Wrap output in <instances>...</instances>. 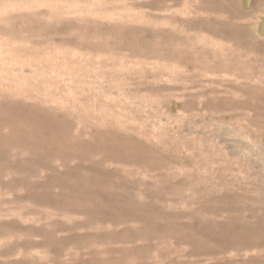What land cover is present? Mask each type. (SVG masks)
<instances>
[{"label": "rangeland", "instance_id": "rangeland-1", "mask_svg": "<svg viewBox=\"0 0 264 264\" xmlns=\"http://www.w3.org/2000/svg\"><path fill=\"white\" fill-rule=\"evenodd\" d=\"M0 10V264H264V0Z\"/></svg>", "mask_w": 264, "mask_h": 264}, {"label": "bare ground", "instance_id": "bare-ground-1", "mask_svg": "<svg viewBox=\"0 0 264 264\" xmlns=\"http://www.w3.org/2000/svg\"><path fill=\"white\" fill-rule=\"evenodd\" d=\"M149 1V0H147ZM17 3V2H16ZM78 3V2H77ZM114 3V2H113ZM117 3V2H116ZM142 3V2H141ZM18 4V3H17ZM16 4V5H17ZM24 4V3H23ZM25 6V9H36V8H39L40 6L39 5H35V4H26L24 5ZM99 6V5H98ZM150 7V6H149ZM156 7V6H155ZM12 8V7H10ZM74 8V7H73ZM154 8V7H153ZM162 8V7H161ZM170 8V7H169ZM8 10V9H7ZM14 10V9H12ZM40 10V9H39ZM38 10V11H39ZM70 10V9H69ZM2 11V10H0ZM10 11V9H9ZM15 11V10H14ZM66 11V10H65ZM93 11V10H92ZM91 11V12H92ZM94 12V11H93ZM8 13V12H7ZM16 13V12H15ZM37 13V12H36ZM50 13V12H49ZM147 13V12H146ZM172 13V12H171ZM160 14V13H159ZM15 15V14H14ZM54 15V14H53ZM52 15V16H53ZM92 16V15H91ZM111 16V15H110ZM128 16V15H127ZM1 17V16H0ZM91 18V17H90ZM26 19V18H25ZM128 20V19H127ZM7 21V20H6ZM86 21V20H85ZM88 21V19H87ZM140 21V20H139ZM11 23V22H10ZM106 23V22H105ZM109 24V23H108ZM134 24V23H133ZM165 25V24H164ZM105 26V25H104ZM100 27V26H99ZM14 29V28H13ZM17 29V28H16ZM20 33V32H19ZM40 38V37H39ZM13 39V38H12ZM23 39V38H22ZM24 40V39H23ZM47 41V40H46ZM22 42V41H20ZM25 42V41H24ZM23 42V43H24ZM33 43V42H32ZM12 45H14L11 50H9L10 52L12 53H20L21 51H26L27 52H30L31 50L29 49H26V47L24 48L23 45L21 43H19V41L17 40H13L11 42ZM61 44V43H60ZM35 45V44H34ZM58 45V44H57ZM19 46H22L21 48ZM24 46H25V43H24ZM39 46V45H38ZM43 47V46H41ZM208 47V46H207ZM47 49L49 47H46ZM45 49V48H44ZM46 49V50H47ZM81 49V48H80ZM45 51V50H44ZM55 51V50H54ZM58 52H60L61 50H57ZM86 51V50H84ZM8 53V51H7ZM74 53V52H73ZM89 53V52H88ZM9 54V53H8ZM7 54V55H8ZM21 54V53H20ZM3 52L0 51V64L2 66H0V75L3 76L1 77L0 79L2 80V78H4V76L6 74H8L9 72L13 73V74H18V73H24L25 72V69L28 68L30 72H35L37 71L40 67H42V63L39 61H30V60H25L22 56H20V58L17 56H14L12 58H5L3 57ZM39 55V54H38ZM49 57L53 55L52 52H49ZM73 55V54H72ZM43 56V55H42ZM46 58V56H45ZM104 59V58H103ZM87 61V59H86ZM88 62V61H87ZM71 65V64H70ZM114 65V64H113ZM133 65V64H132ZM109 69V68H108ZM9 71V72H8ZM7 72V73H5ZM43 72V71H42ZM152 72V71H151ZM4 74V75H3ZM50 74V73H49ZM8 75H6V79L5 82L1 81L0 80V98H3L4 99V102H5V106H7L9 109H12V108H21V109H24V110H27L28 112L32 113V112H37L39 113L40 116H46L47 119L49 120H54V118H56L57 116V112H55L56 109L58 108H64V106H62V103H60V100L56 99L55 97H50V95L48 93H45L44 95H36V94H31L30 93H25L24 90L22 89H17V90H12L9 88V85H11L10 87H12V84H8L6 83V81L8 80L7 78ZM77 79V78H76ZM168 80V79H167ZM9 82V81H8ZM15 84V83H14ZM58 88V87H57ZM61 88V87H60ZM57 90V89H56ZM79 93V92H78ZM81 94V93H80ZM61 98V97H60ZM73 99V98H72ZM27 100H33L35 102L34 105H31L29 106L26 101ZM63 101V100H62ZM30 107V108H29ZM66 109V108H64ZM61 110V109H60ZM84 110V109H83ZM67 111V110H66ZM64 112V111H63ZM99 114V113H98ZM34 115V114H32ZM78 115V114H77ZM103 115V114H102ZM66 116V115H64ZM65 118H69V115L67 113V116ZM45 119V118H44ZM100 119V118H99ZM111 119V118H110ZM47 120V121H49ZM58 121V120H57ZM66 121V120H65ZM83 122V121H82ZM106 122V121H105ZM118 123V122H117ZM65 124V123H63ZM67 124H70V123H67ZM83 124V123H82ZM85 124V123H84ZM62 125V123H61ZM54 126V125H53ZM80 126V125H78ZM132 126V125H131ZM73 127V126H71ZM81 127V126H80ZM49 128V127H48ZM77 129H79V127H77ZM79 131V130H78ZM130 132V131H129ZM132 132V131H131ZM135 132V130H134ZM127 133V132H126ZM76 134V133H75ZM75 137V136H74ZM72 138V137H71ZM77 138L75 137L74 140H76ZM72 140V141H74ZM80 140V139H79ZM82 141V140H81ZM80 141V143H81ZM78 142V141H77ZM86 144V143H85ZM82 145V144H81ZM93 145V144H92ZM127 153V152H126ZM181 169V168H180ZM41 170V169H40ZM44 171V170H43ZM139 185V184H138ZM231 227V226H230ZM228 229V228H227ZM217 231V230H216Z\"/></svg>", "mask_w": 264, "mask_h": 264}]
</instances>
